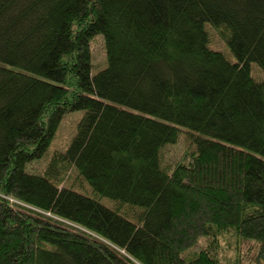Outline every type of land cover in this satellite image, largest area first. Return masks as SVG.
Masks as SVG:
<instances>
[{
    "label": "trees",
    "instance_id": "16d2710c",
    "mask_svg": "<svg viewBox=\"0 0 264 264\" xmlns=\"http://www.w3.org/2000/svg\"><path fill=\"white\" fill-rule=\"evenodd\" d=\"M0 264H264V0H0Z\"/></svg>",
    "mask_w": 264,
    "mask_h": 264
},
{
    "label": "rangeland",
    "instance_id": "374dc122",
    "mask_svg": "<svg viewBox=\"0 0 264 264\" xmlns=\"http://www.w3.org/2000/svg\"><path fill=\"white\" fill-rule=\"evenodd\" d=\"M216 40L217 38L213 36V46L212 47L219 49V47H221V44ZM222 46L225 51L224 44H222ZM90 47H91V52H92L91 56H92V61H93L92 73H95L104 67L103 66L102 68H100L104 61V48H103L102 38L99 36L95 37L92 40ZM208 47L212 48L210 45H208ZM252 76L255 77L256 79H260V78L263 79V74L258 70L257 66L255 65L252 66ZM81 115H82L81 112H76V113H69L64 116L56 132V135L54 136L52 140V144L50 148L47 150V155H51L54 152L53 150H60L64 148V146L68 143L69 139L73 135V132L76 127V123L81 117ZM182 150H183V146L181 142L179 141L175 146L167 149L166 160L170 162V160L174 159V157L180 154ZM43 168H44V162L42 160H39V161H35L27 165L26 171L30 173L31 172L39 173L43 170ZM203 244L204 242L201 241L199 245L197 246V248H195L194 250H191V252L193 251L196 252L197 250H199V248Z\"/></svg>",
    "mask_w": 264,
    "mask_h": 264
}]
</instances>
